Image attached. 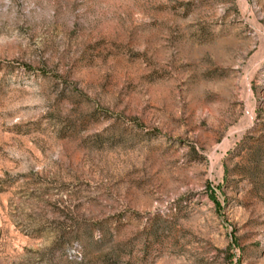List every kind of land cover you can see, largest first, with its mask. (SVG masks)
<instances>
[{"label":"rangeland","instance_id":"374dc122","mask_svg":"<svg viewBox=\"0 0 264 264\" xmlns=\"http://www.w3.org/2000/svg\"><path fill=\"white\" fill-rule=\"evenodd\" d=\"M0 264H264V0H0Z\"/></svg>","mask_w":264,"mask_h":264}]
</instances>
